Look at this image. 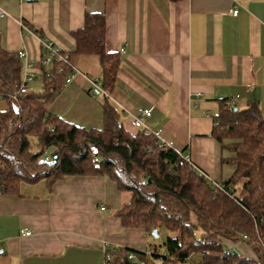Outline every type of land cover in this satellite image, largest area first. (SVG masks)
<instances>
[{"label":"crops","instance_id":"1","mask_svg":"<svg viewBox=\"0 0 264 264\" xmlns=\"http://www.w3.org/2000/svg\"><path fill=\"white\" fill-rule=\"evenodd\" d=\"M235 6L239 12L232 15ZM87 11L105 13L106 48L120 53L115 87L107 96L124 127L137 133L135 112L147 107V130L190 155L211 179L229 178L235 167L221 159L231 154L211 133L224 98L239 108L258 99L264 114V0H0V44L24 50L38 67L39 37L75 50L74 32ZM73 72L74 80L62 85L48 110L100 129L105 95L93 84L102 77L99 56H77ZM30 84L42 89L40 77ZM11 104L19 107L17 98ZM9 105L0 99V110ZM129 198L106 175H69L51 188L44 179L24 182L19 193L5 192L0 183V264H102L105 243L111 249H147L149 234L124 227L117 216ZM23 228L31 234H21ZM159 232L165 240L163 224Z\"/></svg>","mask_w":264,"mask_h":264},{"label":"trees","instance_id":"2","mask_svg":"<svg viewBox=\"0 0 264 264\" xmlns=\"http://www.w3.org/2000/svg\"><path fill=\"white\" fill-rule=\"evenodd\" d=\"M74 37L75 50H63L68 62L41 64L52 76L41 77L38 92H20L23 60L18 52L0 44V99L10 104L0 110L2 189L19 193L24 182L44 179L51 188L69 175H106L119 190L130 193L117 211L124 227L143 229L149 235L154 229L159 232L160 224L167 229L163 252L156 244H149L150 254L163 264H185L194 253L201 255V264H264V114L259 100L251 99L236 110L230 99L219 101L211 134L231 154L222 157V162L234 165L235 170L221 182L224 190L215 188L184 159L183 152L146 128L133 134L124 127L119 110L107 96L115 87L121 57L106 48L105 13L87 11L84 25ZM81 54L99 56L105 95L100 129L78 126L48 110ZM13 95L18 108L11 104ZM91 144L97 147V154ZM48 147L55 149L51 160L43 157ZM197 229L202 230L200 236ZM239 242L254 255L233 247ZM112 249L121 255L117 264H153L145 251ZM130 251L136 254L134 259L128 258Z\"/></svg>","mask_w":264,"mask_h":264},{"label":"built area","instance_id":"3","mask_svg":"<svg viewBox=\"0 0 264 264\" xmlns=\"http://www.w3.org/2000/svg\"><path fill=\"white\" fill-rule=\"evenodd\" d=\"M230 12L232 15H237L239 12V8L235 6L230 10ZM31 29L33 32L38 31L37 28H31ZM39 38H40V45H41L43 55H42V58L40 60V65L38 67L35 66V64L27 58L26 52L24 50L18 51L19 57L23 60V67H24L23 75H22V82H21V86H20V92H26L28 90L29 81H31L37 77L41 78L44 75L52 76L51 72H49V71L44 72L43 71L41 64L50 65L54 61H57L59 63L68 62V56L66 54H64L63 50L53 40H51L45 36H40ZM121 51L125 52V48H122ZM58 70L62 71L63 68L59 67ZM74 78H75V72L72 71L71 73H69L66 76L64 83L71 82L74 80ZM93 82H94L93 83L94 87L97 90L104 92L102 89V85H101V79H96ZM12 97L17 98L16 95H13ZM208 112H209V110H208ZM151 114H152L151 109H149L147 107H143V106L138 107L136 112H135L133 124L137 128H145L146 125L143 122V118L148 117ZM90 148L94 154L98 153V149L94 144H91ZM44 154H45L46 160L52 159V156L48 153V151L46 149L44 151ZM183 157L193 167L197 168V166H195L192 163L190 155L183 154ZM199 171H200V174L204 178L208 179L211 182L213 187L224 190L222 183L211 179V177L207 173H205L204 171H202V170H199ZM101 208L105 209V206H101ZM21 234L29 235V234H31V230L23 228V229H21ZM243 238L245 239V238H247V236L244 235ZM107 245L108 244L105 243V245L103 247L104 258H103L102 264H117V262L121 259V255L119 253H117L115 249L108 248ZM262 246L264 248V243H262ZM148 252H150V251L148 250ZM135 257H136V254L134 252L130 251L128 253L129 259H134Z\"/></svg>","mask_w":264,"mask_h":264},{"label":"rangeland","instance_id":"4","mask_svg":"<svg viewBox=\"0 0 264 264\" xmlns=\"http://www.w3.org/2000/svg\"><path fill=\"white\" fill-rule=\"evenodd\" d=\"M38 83H40V82H38ZM38 85L33 86V84L32 85L30 84L29 85L30 90L36 91V92L41 91V86H38ZM40 85H41V83H40ZM34 150L35 151L39 150V147L36 144V141H34ZM46 150L52 156V153L54 152L55 149L53 147H48V148H46ZM43 157L45 158V154L44 153H43ZM126 194H127V199H128V197L130 196V193L129 192H126ZM201 233H202V230L201 229H197L196 230V234L198 236H200ZM148 237H149V244H156L159 247V249L161 250V252L164 251V246H163V242H164V238H165V234L164 233L159 232V237H155L153 235H149ZM239 244H240V245H238V250L239 251H241L245 255H249V256L254 255V253L252 252V250L245 243L241 242ZM148 245H147V249L142 250V251L147 252V256L146 257H147L149 263L151 262L153 264H163V261L161 259L154 258L150 254V252H148V250H149ZM138 261H141V260L138 258ZM200 261H201V255L198 254V253H194V254H192L190 256L189 260L185 264H201Z\"/></svg>","mask_w":264,"mask_h":264},{"label":"water","instance_id":"5","mask_svg":"<svg viewBox=\"0 0 264 264\" xmlns=\"http://www.w3.org/2000/svg\"><path fill=\"white\" fill-rule=\"evenodd\" d=\"M233 109L236 110V109H237V106H234ZM152 234H153L155 237H159L158 229H154V230L152 231Z\"/></svg>","mask_w":264,"mask_h":264}]
</instances>
